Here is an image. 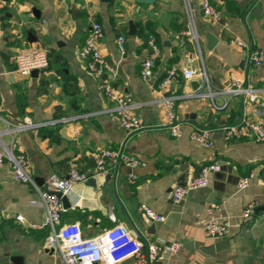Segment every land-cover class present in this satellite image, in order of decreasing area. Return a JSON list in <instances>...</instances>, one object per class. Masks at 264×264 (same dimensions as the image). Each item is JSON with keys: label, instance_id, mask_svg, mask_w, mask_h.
Here are the masks:
<instances>
[{"label": "crops", "instance_id": "1", "mask_svg": "<svg viewBox=\"0 0 264 264\" xmlns=\"http://www.w3.org/2000/svg\"><path fill=\"white\" fill-rule=\"evenodd\" d=\"M213 3L221 11L218 19L205 16L199 0H0V149L10 144L12 136L4 129L12 124L58 119L16 133V150L29 158V173L44 187L51 174L67 177L72 167L85 172L87 178L66 194L70 206L64 207L62 222L80 223L85 236L122 224L144 243L163 246V258L149 264H264V141L215 136L226 124L264 119L260 99L217 92L214 102L221 107H216L191 85L198 80L202 89L204 68L215 91L229 86L230 73L264 89V63L255 65L249 58L251 49H264V0ZM130 20L137 28L133 49ZM94 21L104 29L100 51L119 70L114 86L136 102L134 112L148 125L143 130L128 132L117 115L106 111L111 102L79 55ZM120 34L127 37L125 54ZM150 34L161 51L153 74L144 78L140 69ZM32 48L50 56L36 76L16 71L17 55ZM189 68L196 71L194 77L185 76ZM166 97L175 100L180 137L163 124ZM198 127L213 130L212 146L192 139ZM121 147L144 161L132 169L133 181L124 165L96 170L100 148ZM215 163L219 168L209 172L206 186L173 201L177 184ZM248 175L249 184L240 187ZM252 203L253 211L245 216ZM144 204L164 218H148ZM210 208L230 220L223 236L205 234ZM48 230L40 194L15 179L6 160L0 164V264H16L13 257L20 258L17 264H66L60 252L46 246ZM118 264L138 263L129 257Z\"/></svg>", "mask_w": 264, "mask_h": 264}, {"label": "built area", "instance_id": "2", "mask_svg": "<svg viewBox=\"0 0 264 264\" xmlns=\"http://www.w3.org/2000/svg\"><path fill=\"white\" fill-rule=\"evenodd\" d=\"M205 16L218 19L221 11L214 5L213 0H199ZM104 29L102 23L94 21L90 35L80 47L79 55L85 60L88 69L99 78L100 89L104 97L111 102L106 111L117 115L128 132H136L147 128L141 118L134 112L136 102L132 96L122 93L114 86V80L119 74L116 65L109 64L99 49L98 43L103 36ZM239 45H246L243 40L235 39ZM118 45L122 54L127 51V37L123 34L118 36ZM149 49L148 55L141 63L140 73L144 78L153 74V68L157 57L160 55L161 47L155 36L150 34L147 38ZM249 58L255 65L264 63V49L255 48L249 52ZM50 56L44 49L32 48L19 53L16 57V71L24 75H30L33 69H42L48 66ZM174 69L169 72V76L174 74ZM196 71L192 68L185 70L187 77H194ZM203 82L202 89L195 93L199 96L209 97L216 107H221L214 102L215 93L243 94L254 99H260L261 108L264 111V98L261 93L264 89L243 84V82L233 73H230V84L228 87L215 91L205 69L201 70ZM106 75V77H104ZM166 82V81H165ZM206 87V90L203 88ZM227 102L225 101L223 106ZM165 118L164 125L169 128L172 135L180 137L183 133L181 123L177 120L175 112V100L173 97L164 99ZM58 119L47 122H33L30 119L24 122L12 124L4 129L11 134L10 144L0 149V164L6 160L10 162L11 171L15 179L31 184L40 194L42 203L47 212V226L49 228L45 243L50 249L57 250L62 255L66 264H118L122 260L133 257L138 264H149L163 258V246L157 242L147 240L146 243L139 240L130 230L122 224H116L106 228L101 233L94 236H85L80 223L62 222L64 210L62 197L55 191H61L62 195L70 192L72 186L77 181L87 178L83 171L72 167L68 171L67 177H59L51 174L45 186L39 185L34 176L28 171L29 158L23 151H17L18 143L15 135L22 129L29 127H40L48 122H57ZM222 134L227 140L233 138H248L256 141H264V119L254 120L244 118L239 122L229 123L221 127ZM213 130L198 127L192 132V139L198 144L209 147L214 144ZM144 164V161L128 152L124 147L121 148H100L96 156V170L107 172L110 168L127 166L130 180L135 179L132 169ZM218 164L204 165L199 174L190 178L185 183L177 184L172 190V199L175 202L181 201L189 190L204 187L208 184V174L211 170H217ZM251 175L240 179V187L249 184ZM254 208L250 204L245 210L244 215L248 216ZM143 210L146 216L152 220H162L164 216L155 211L151 206L144 204ZM18 218H22L21 215ZM230 220L220 215L216 209L210 208L208 217L204 223V231L207 236L219 237L226 234L230 228ZM175 251L178 243L171 246Z\"/></svg>", "mask_w": 264, "mask_h": 264}, {"label": "water", "instance_id": "3", "mask_svg": "<svg viewBox=\"0 0 264 264\" xmlns=\"http://www.w3.org/2000/svg\"><path fill=\"white\" fill-rule=\"evenodd\" d=\"M103 1H109V0H103ZM139 1H143V2H152L153 0H139ZM129 35H130V38H129V41H130V44H131V48L133 49L134 46H135V38H136V33H137V28H136V25L134 23V21L130 20L129 21ZM208 38H210V36H208ZM212 44L209 45V48H212ZM40 69L36 68V69H33L31 74L36 76L38 74ZM104 77H106V75H104ZM191 85L193 87L194 90H199L201 88V83L200 81L198 80H193L191 82ZM219 133L222 134V130L219 129L215 132V136ZM35 180L36 182L39 184V185H42V181H40L39 178L35 177ZM55 193L58 195V196H61L62 197V202H63V206L65 208L69 207L70 206V202L68 200V196L67 195H62V192L61 191H55ZM12 260L17 264L18 261H20V258L18 257H13Z\"/></svg>", "mask_w": 264, "mask_h": 264}]
</instances>
